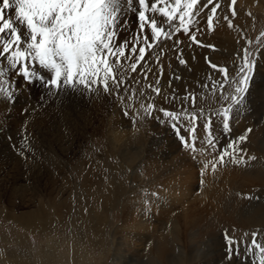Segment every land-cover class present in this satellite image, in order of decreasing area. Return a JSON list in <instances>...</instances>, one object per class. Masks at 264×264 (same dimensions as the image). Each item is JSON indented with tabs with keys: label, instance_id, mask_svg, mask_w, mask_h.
<instances>
[{
	"label": "bare ground",
	"instance_id": "obj_1",
	"mask_svg": "<svg viewBox=\"0 0 264 264\" xmlns=\"http://www.w3.org/2000/svg\"><path fill=\"white\" fill-rule=\"evenodd\" d=\"M126 10L132 13L129 7L125 5L123 15H127ZM223 31L227 32V29L223 28ZM225 32H223V35L228 40L223 38L219 43H216L222 48L216 46L213 50L212 48H198V46L195 47L190 44L192 47H189L191 48L189 53L184 51L183 55L178 54V60L173 69L174 76L171 78V82H168L167 87H163L161 96H156L153 93L148 98L139 99L131 95L116 102L115 96L103 93L91 97H81L75 94L60 95L59 97L65 98L64 100L75 98L69 102L65 101L66 107L69 110H75V113L72 111L74 114L70 117L66 115L71 121L69 127L60 129L61 132L59 133L52 131L48 134L57 141L64 140L59 146L53 144H51V147L49 146L53 149L52 154L49 151L40 153L39 156L37 154L29 156L25 153L24 156H21L18 155L20 153L4 154L1 152L3 142L6 141L10 133L2 132L5 118H0V162L38 160L41 157L45 162H53V164L44 165L40 170L35 169L36 165L34 166L32 163L27 170L25 169L27 171L26 177L29 179L28 186L31 183L34 188L35 183L37 186H41L42 180L47 179L46 184L50 188L48 196L52 208V211H50L44 204H39V207L34 210V214L30 216L32 224H27L36 228L50 226V223L54 222L51 217L58 216L62 218L65 213L72 209L76 204V201L73 202L72 196L76 194L78 196L77 201L83 202L87 207V214L89 215L88 221L86 220L87 223L82 216L80 217V214L76 220L81 224L80 227L86 230L76 237L70 250L64 254H59L54 243L50 241L48 246L38 252L37 259L40 264H68L66 257L69 259V264H90L88 254L82 250L81 246V242L83 243V240L86 239L85 231L90 228L91 235L99 237L104 232L105 225L110 224V221L113 220H110V212L117 206L120 207L121 221L118 224L110 225L114 252L109 264H213L215 261H212L211 258L214 251L220 253L223 250L220 235L224 232L237 241H249L252 238L251 234L256 232L259 234L258 241L264 242V196L260 197L262 204L259 205L258 200L256 201L257 191L264 193V135L260 134L263 132L260 126L261 122L253 117L246 116L247 120H251V124H253L246 128L247 126L244 125V120L241 118L240 125L244 130L243 136L247 137L245 141L248 145H246V148L240 147L244 149L242 155L245 163H231V165L226 166L225 171L218 169L205 173V184L202 186L201 193L197 194L195 186L192 184L195 176L193 174H196L194 169L196 159H192L191 155H189L191 157H187V150H180L179 144L171 145L168 142L170 138L167 130V134L162 131L164 128L157 131L159 120H155L158 123L155 122L141 108L142 103L145 106L149 102L153 103L156 111L153 112L152 117L156 118L159 115L158 117L161 119V117H164L159 112L160 108L178 113L182 112L185 107L182 95L192 92H199L203 95L197 97V108H204L206 113H209L211 109L219 107L221 105L220 97H210L204 93L212 86V81L220 79L219 74L210 68L208 62L212 61L211 63L221 67L224 63L229 62L235 65L240 58L237 53L242 54L243 49L242 46H239L241 44H233V38H230L232 36ZM212 41L214 43L215 38ZM240 43H243V41H240ZM225 47H227V50H225ZM180 58L187 62L186 65L179 64ZM262 73L263 71L258 70V75H262ZM176 76L181 78L175 79ZM209 76H211V80H208ZM205 83L208 85L206 88L204 87ZM31 87L35 86L32 85L27 90L21 89V91L26 92H20L23 94H19L20 96L15 105L9 107L5 102L0 104V110L6 105L3 109L4 113L8 114L11 111V119H7V122L17 123L16 119L18 117L16 115H19L20 108L32 110L28 102L30 100L27 99ZM34 90L33 88L31 91ZM15 95H18V93L16 92ZM173 95L176 96L175 100L171 99ZM129 97H132V99L129 100ZM76 102L79 104L76 105ZM42 104H47V101ZM129 104H131V107H129ZM57 105H59L60 110L65 109L59 103ZM189 107L188 101L187 109ZM123 109H127V116L124 115ZM103 110L109 112L108 118L106 121L104 120V127L98 126L99 120L103 124L102 117L106 118ZM244 110L245 107L236 110L239 117L246 114ZM59 113L61 114V112ZM65 114L62 112V117L58 114L57 119L59 117L64 119ZM130 117H135L134 123ZM48 119L49 117L42 121L53 123L50 121L51 119ZM164 122L165 120L162 123ZM148 125L151 127L149 131H147ZM216 126V119H214L212 129ZM56 127H58V124ZM251 127L252 131H249ZM168 130L170 131V129ZM98 135L106 138V145L110 148L108 157L115 156L117 158L116 164L113 163L112 165L121 174H126V180L119 179L120 173L116 174L114 172L117 179L115 178L108 185H105L103 180L108 173L96 167L102 159L100 155L96 154V157L83 158L80 161L83 170V184L75 187L72 175L56 164L52 157L54 156V159L68 165L76 155L82 154L88 148H91L92 140ZM197 135L201 140L203 139L201 145L205 151L208 145L205 143L207 136L203 131L202 124L197 129ZM154 143L158 146V150ZM149 145L153 146L151 150ZM197 156L201 157L196 155V158H198ZM211 156H213L211 153L206 154L204 163H209ZM42 160L40 159V161ZM19 167L14 169L16 170ZM7 172L1 169L0 177L5 175L8 177ZM18 179V177H13L10 180L13 183H11L13 185L12 190L19 189L20 185H16ZM132 179L136 180L137 185L131 186ZM95 192H101L99 201L95 202L97 205H94V200H92L93 197H96ZM35 194L36 192H33L32 196ZM123 195L128 196H124L125 199L123 200ZM210 201V207L214 210V219L210 221L206 218V221H204L203 216L208 213L206 211L207 207L203 206L199 209L200 206L196 204L206 205V202L210 203ZM54 220L57 221L58 219L55 218ZM88 238H90V234ZM224 251L220 256H224ZM243 255L244 252L241 251V256L243 257ZM224 258L220 259L218 264H225ZM0 259L2 261L6 260L7 263L29 264L28 261L12 258L10 254H4L1 250ZM253 259H255V256ZM232 264H241L235 255L232 258ZM245 264H249L247 260H245Z\"/></svg>",
	"mask_w": 264,
	"mask_h": 264
},
{
	"label": "snow or ice",
	"instance_id": "obj_2",
	"mask_svg": "<svg viewBox=\"0 0 264 264\" xmlns=\"http://www.w3.org/2000/svg\"><path fill=\"white\" fill-rule=\"evenodd\" d=\"M199 2L200 0H0V98L9 104L15 102L16 95L11 81L13 77H18L29 87L39 83L44 89L43 94L50 99L64 93L81 97L99 96L103 93L123 100L121 92L128 93L131 85V77L126 78L128 73L142 74L147 79V72L141 73L138 70L145 68L146 57L151 49L173 40L181 31L185 34L192 33L193 26L198 23L196 17L202 12L206 16L208 28H213L214 17L217 16L218 9L222 10L221 3L219 0H204L197 8ZM136 4L139 8L135 7ZM122 5H127L137 18L138 28L131 43L119 38L124 22ZM235 5L236 0H230L228 11L233 18L237 15ZM223 19L229 27L233 26L228 15ZM189 38L200 44L195 34H190ZM175 43L180 42L176 40ZM247 43L251 44V40ZM209 47L214 48L211 45ZM237 56L240 58L235 63L231 82L227 67L208 62L210 68L220 76L219 80L212 81V91L215 94L219 89L221 108L211 114L206 113L204 108H199L197 116L196 96L186 93L182 112L159 109L163 117L171 121L170 127L182 146L193 154L197 152V128L201 123L207 136L205 143L215 150L213 116L222 121L225 130L230 131L234 111L247 107L246 99L257 74V60L247 47L242 49V56L240 53ZM159 60L160 54H156V63ZM178 62L181 65L187 63L183 58ZM174 78L180 79L179 76ZM159 79L160 77L157 78V84ZM208 80H211V76ZM225 85L234 91L231 94L225 93ZM207 86L205 83L204 87ZM148 87L156 95L160 94L159 87L151 84ZM189 97L193 107L191 113L187 111ZM171 99L175 100L176 96ZM261 102L264 103V92L261 93ZM141 108L150 118L156 111L151 102L147 106L142 103ZM123 113L127 116V109H123ZM130 119L135 122V117ZM156 119L160 120V117L157 116ZM181 121H187L191 127L178 126ZM246 139L242 135L231 141L227 148H221L214 157L212 170L215 171L216 165H224L226 162L245 163L242 155L244 149L235 145ZM24 147L27 148V145ZM20 155L23 156L24 153L21 152ZM203 167L207 169L208 164L205 163ZM258 235L253 232L251 240L237 241L225 233L228 264H232L233 255L241 264H245V260L249 264H264V242L258 241ZM254 256L256 259H253Z\"/></svg>",
	"mask_w": 264,
	"mask_h": 264
},
{
	"label": "rangeland",
	"instance_id": "obj_3",
	"mask_svg": "<svg viewBox=\"0 0 264 264\" xmlns=\"http://www.w3.org/2000/svg\"><path fill=\"white\" fill-rule=\"evenodd\" d=\"M219 2L221 3L222 10L218 9L217 16L214 17L212 29L208 28L206 24V16L203 12L200 13V15L196 17V20L198 21V23L193 26L192 33L190 34H195L197 37V40L200 41V44H196L195 42H192L189 38L190 34H185L183 31L176 34L173 40H169V42L165 41L163 43H160L158 46L151 49V53L149 54L148 57H146L147 63L145 65V68L138 70L141 73L146 71L147 79H145L144 75L142 74L138 75L135 73H128L126 75V78L131 77L130 90L128 93L121 92V95L124 96L123 99H125L127 96L133 95V89H134V96L136 98H139V99H142L145 97L148 98L151 94H153L152 90L148 87V85L151 84L153 87L160 88L161 91H160L159 96H161L163 87L166 88L168 82L170 83L171 78H173L174 76L173 69L177 63L178 54L183 55L184 51H186V53L187 52L189 53V51L191 50V48H189L191 46L190 44L194 45L195 47L198 46V48L199 47L200 48H203V47L212 48L213 50L215 49L216 46L218 48H222L220 45H216V43H219L220 40L223 38L227 39V37L223 35V32H225L223 31V28L227 29V32L225 33H229V35L232 36L230 38H233V44L235 45L241 44L239 46H242L243 48L247 47L248 50L251 53H253V55L256 57L257 74L255 76V80L252 86L253 88L250 89V94L247 96V99H246L247 107H245V110H244L246 114H244L242 117H239L236 110L234 111L233 118L231 121V126H230L231 130L230 131L227 130L226 134H224V131L221 130V133H223V139L218 140V142L216 143L215 150H213L212 148L208 146V148H206L204 151V149H202L203 146L201 145V142L203 139L201 140L200 137H198L197 135L198 139H197L196 147L198 151L195 154L191 153L187 148L182 146L181 141L177 138V134L170 127L171 121L166 119L165 117L164 118L161 117V119L159 120V128L157 131H160V129L164 128L162 131L163 132L165 131L166 134L168 132V135L170 138L168 142L171 145L175 146L176 144H179L180 150H183V149L187 150V154H188L186 155L187 157L192 156V159L194 160L196 159L195 160L196 164L194 165L196 174H193L195 176L192 181V184L195 186V192L197 194L201 193L202 186L205 184V180H206L205 173H208L209 171H213L212 164L215 163L214 157L218 154L219 150L221 148H227L231 141L237 140L238 137L243 135L244 130L241 128V125H240L241 118L244 120V125L247 126L246 128H249L251 125H253L251 124V120L249 119L247 120L246 116H250V118L253 117L257 121H260L261 130L263 131L260 134L264 135V103L261 102V93L264 92V0H240L241 3L239 2V0H236L235 9H236L237 15L235 18L231 17L230 12L228 11L230 0H219ZM203 3H204V0H200L199 4L197 5V8H199ZM122 7L124 9L125 5H122ZM135 7L139 8V5L136 4ZM126 12H127V15H123L124 22L120 28L119 38L120 40L127 39L131 43L132 38L136 35L137 28H138L137 18L133 14V12L129 13L127 10ZM249 13L251 14L249 15ZM149 14L153 15L151 13ZM155 15H157V18L160 19L158 14H155ZM225 15H228L229 18L232 19L233 21L232 27H229L227 21L223 19ZM197 28L199 29V31H196ZM149 38L151 39V37ZM214 38H215V41L213 43L212 40ZM176 40H178L180 43L176 44L175 43ZM249 40H251V44L247 43V41ZM240 41H243V43H240ZM209 45L214 46V48L209 47ZM226 48L227 47H225V50H227ZM156 54H160L159 63H156L155 61ZM213 60L215 61V59ZM222 67H227L229 69L228 79L231 82L234 76V72H233V69L235 67L234 63H230V62L224 63ZM258 70L263 71L262 75H258ZM158 77H160V79H159V83L157 84L156 78ZM11 83L13 84V87H14L12 90H14L15 93L16 92L18 93V95H16L15 102L9 104L4 99L0 98V104L5 102L6 104L9 105V107L17 103L18 97L20 96L19 94H23L24 92H26V91H21V89H26V90L29 89L28 85H26L18 77H13ZM33 88L35 90L31 91L33 90ZM224 89H225L224 90L225 93L227 94H231L234 91V89L230 88L228 85H225ZM31 90L28 92L29 96L27 98L30 101H28L27 99L26 100L30 103L32 110L20 108L19 113H18L19 115H16L18 117V119H16L17 123L13 124V123L6 121L7 119L8 120L11 119V116H10L11 111H9L8 114L3 112L4 111L3 109L5 108L6 105L2 108V110H0V116H1L0 118H5L4 119L5 122L3 123L4 128L3 126H1L3 128L2 132H5L7 134L10 133L9 136H7L6 138V141L3 142V145H2L3 149L1 150V152H3L4 154H11V153L16 154V153L23 152L29 156L36 155V154L37 156H39L40 153H44V152L47 153L49 151H51L49 153L52 154L53 149L50 148L51 144L55 146H59L60 144L64 142V140L57 141L53 139L52 137H50L48 134H50L52 131L59 133L61 132L60 129L69 127L71 125V121L69 120V117L73 116V114L75 113V110H72V109L69 110L66 107L65 101L69 102L70 100H74L75 98H67V100H64L65 98H60L58 96L56 97V99L55 98L50 99L47 95L43 94L44 93L43 88L31 87ZM20 92H23V93H20ZM142 92H143V95H141ZM204 93L206 94V96L209 95L210 97H216V96L220 97L219 89H217L216 93L213 94L212 86L209 89H207L206 92ZM66 94L67 93H64V95ZM190 94H194L196 96V100L198 96H203L202 93H199V92L198 93L192 92ZM184 96L185 94L182 95V98ZM45 101H47V104L43 105L42 103H44ZM119 101L121 100H118L116 98V102H119ZM58 103L60 104V106H62L65 109L60 110L58 108L59 105H57ZM75 104L77 105L79 103L76 102ZM189 106L190 107L187 109V111L191 113L193 111L191 97H189ZM221 107H222V103L219 107H216L213 110L211 109L209 111V114H211L212 112H214L215 110ZM72 111L74 113H72ZM103 111L106 114V118L103 116L102 117L103 124H102V121L99 120L98 126L104 127V120L106 121V119L108 118L109 112H107L106 110H103ZM59 112H61V114ZM62 112H64V114L66 112L65 118L62 119L59 117V119H57L58 114L59 116L62 117ZM196 114L197 116H199V108H196ZM66 115L67 116L69 115V117H67ZM46 117L47 118L49 117L48 120L51 119L50 121L53 123H44L42 120L47 119ZM151 119H153L154 121L157 120L154 117H151ZM162 119L163 121L165 120L164 123L161 122ZM214 119H216L217 126L214 129H212V134L214 133L213 136L214 135L217 136L216 132H218L220 125H222V121L219 118L213 116V120ZM155 122L158 123V121H155ZM57 124H58V127H56ZM51 125L53 128L51 127ZM178 126H183L184 128L191 127V125L188 124L187 121H181ZM150 129L151 127L150 125H148L147 131H149ZM168 129H170V131ZM249 130L252 131V127ZM25 136L27 137L26 140L24 139ZM43 137L46 139V141ZM106 141L107 140L105 137L101 135L96 136L91 142L92 144L91 148H88L86 152H83L82 154L79 153L78 155H76L74 158H72L73 161L70 162L68 165H64V163H61L58 159H54V156L52 157V160H55L56 161L55 163L60 165L61 168L63 167L65 172L72 175V178L74 179L75 187L81 186L83 184L82 183L83 170H82V163H80V161L83 158L86 159L88 157H96V154L102 157V159L99 161V164L97 165L95 164L96 167L103 170V172L105 170L108 173L106 176H104L103 182L105 185L106 184L108 185V183L112 180H115V178L117 179V177L114 176V172L116 174L120 173L118 177L119 179L126 180L125 173L121 174L119 170L114 169L113 167L114 165L112 164L113 163L116 164L117 158L115 156H111V158L108 157V155L110 154V151H109L110 148L106 145L107 143ZM25 144L27 145V148L24 147ZM246 145H247V142L244 141L243 143H239L235 145V147H238V148L245 147L246 148L248 146ZM149 146L148 147L151 150L153 146L151 145ZM156 149L158 150L157 145H156ZM108 151L109 153H107ZM178 152H181V151H178ZM210 153L213 156H211L210 162L207 163L209 166L207 167L208 170L207 169L205 170L203 167L205 164L204 157L206 156V154H210ZM196 155H199L201 157L197 156L198 158H196ZM40 159L42 160V157ZM40 159L38 160L30 159L31 161L21 160L20 162H15V161L0 162V170L4 169L6 172L8 171L7 172L8 177L6 175L3 177L2 176L0 177V250L4 254L5 253L10 254L12 258H15V259L20 258L21 260L28 261L29 264H40L37 259L38 252L39 250L44 249L45 246H48V243L50 241L54 243L55 248L59 251V254L61 253L64 254L68 252L71 248V245L73 246V244L75 243L76 237H78L79 234L81 235V233H83L84 230H86V229H83V227H80L81 224H79L78 221L76 222L77 218L79 217V214H80V217L82 216L85 221L88 219V216H89L87 214V207H85V204L83 202L77 201L78 196L76 194L72 196L73 202L76 201V204H74L72 209L69 210L70 212L68 211V213H65L66 216L64 215L61 218V217L52 215L53 217L51 218L53 219L54 222L50 223V226L45 227V228H36V227L28 225V224H32L30 221V218H31L30 216L34 214V210L39 207L38 206L39 204H44L48 210L52 211V208L50 205V198L48 196V190L50 188H49V185L46 184L47 179L45 178L44 180H42L41 186H37L36 183H35V188L33 187L32 183L28 186L29 179L26 177L27 176L26 170L28 169L29 166H31V163L34 164V166L36 165L35 169H38V170H40L44 165L53 164V162L50 163V161L49 162H45L43 160L40 161ZM104 163H106V165H104ZM228 165H231V162H226L224 165H216V170L218 169L224 170L226 166ZM110 166L113 168H111ZM17 167H19L20 169L18 168L15 170L14 168H17ZM202 171H203V175H201ZM13 177L19 178L16 184V185H20L18 190L16 189L12 190L13 183L12 181L10 182V180H12ZM135 185H137L136 180L132 179L131 186H135ZM33 192H36L34 196H32ZM95 194H96V197H93L92 200H94V205H97V203L95 202L99 201L101 192H95ZM65 195H68V194H65ZM257 195L259 196L258 198H257ZM124 196L127 197L128 195H123L122 197L123 200L125 199ZM263 196H264V193L262 191L261 192L257 191L256 201L258 200L257 202L259 205L262 204V199H260V197H263ZM206 203H207L206 205L202 203H197L196 205L200 206L198 207L199 209L203 206L207 207L206 211L208 213L204 214L203 216L204 221H206V218L212 221L214 219L213 218L214 210L213 208L210 207L211 201L210 203L209 202H206ZM117 207L111 210L110 220L111 219L113 220L110 221V224L105 225L106 230L105 228H103L104 232H102V234L99 237H96L93 234L91 235L90 228H88L87 231H85L86 239L83 240V243L81 242L82 244L81 246H82V250L88 254V258H89L88 261L90 264H109L113 257V252H114L113 251V236H112V229L110 225H115V223L118 224L121 221V213H120L121 211L119 212L120 207L119 206ZM78 211H80L81 213H79ZM55 218H57L58 220L55 221L54 220ZM222 226L224 225L222 224ZM89 234H90V238H88ZM221 235H220L221 237L220 242L223 246L222 247L223 250L220 253H216L217 251H214V253L212 254L213 257L211 256L213 258V259L211 258V260L215 261L213 264L220 263V259H223V257H225L224 260L228 264L227 262L228 260L226 259V252L224 251L226 250L225 232L221 233ZM227 236L230 237L229 235ZM223 251L225 252L224 256L222 255L220 256V254ZM241 251H243V248L241 249ZM66 261L69 264V259L67 257H66ZM0 264H14V263H10V262L7 263L6 260L2 261L0 259Z\"/></svg>",
	"mask_w": 264,
	"mask_h": 264
}]
</instances>
